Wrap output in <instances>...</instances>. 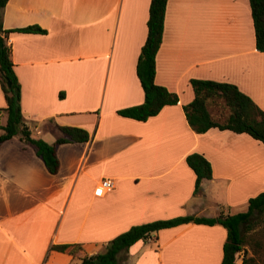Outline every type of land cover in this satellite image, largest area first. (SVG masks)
Segmentation results:
<instances>
[{
    "label": "crops",
    "instance_id": "obj_1",
    "mask_svg": "<svg viewBox=\"0 0 264 264\" xmlns=\"http://www.w3.org/2000/svg\"><path fill=\"white\" fill-rule=\"evenodd\" d=\"M149 4L7 0L2 29L25 125L48 143L63 136L61 126L85 129L89 138L56 145L55 174L19 136L1 144L0 264H77L132 225L242 212L264 190L262 142L215 127L196 133L183 110L193 78L232 83L264 110V51L255 46L249 0H167L154 81L178 101L139 121L117 111L144 100L136 63ZM29 25L45 31L16 30ZM4 107L0 87L6 122ZM192 152L212 169L197 194L185 161ZM103 178L113 188L97 195ZM225 239L219 224L163 228L132 244L123 263L220 264ZM55 244L80 247L72 255Z\"/></svg>",
    "mask_w": 264,
    "mask_h": 264
},
{
    "label": "trees",
    "instance_id": "obj_2",
    "mask_svg": "<svg viewBox=\"0 0 264 264\" xmlns=\"http://www.w3.org/2000/svg\"><path fill=\"white\" fill-rule=\"evenodd\" d=\"M7 0H0V87L4 94L7 118L4 125H0L1 144L19 136L25 144L31 145L47 170L55 174L59 168V161L55 148L57 144L65 142H84L89 138L85 129L79 127L61 126L63 136L48 143L41 138L31 135L25 125L20 106L21 87L13 69L10 58V45L7 44L2 29L1 14ZM251 16L255 32V46L257 50L264 51V0H249ZM167 0H150L147 36L141 46L137 63L136 74L141 84L144 100L140 104L118 110V114L145 121L156 115L163 106L176 104L178 97L164 86L155 83V57L162 42L164 18ZM22 32H44L37 25H29L16 29ZM11 85H6V80ZM194 93L193 99L183 106L186 120L196 133H204L210 128L231 130L236 133H246L259 140L264 145V110L260 108L247 94L229 82L209 79H190ZM222 104L227 108L224 116L215 118L209 110L210 105ZM188 166L195 174L193 193L201 191V181L212 176L210 162L198 152H192L185 158ZM185 223L204 225L219 224L226 230V239L223 243V255L220 264H264L263 244L264 237V190L248 199L247 209L237 213H220L217 216H178L169 219H157L149 222L135 224L109 240L102 251L81 257L77 264H124L127 259L128 248L141 239H146L152 233L163 228L173 227ZM80 247L78 244H55L51 249L67 251L74 255ZM122 254V258L119 255Z\"/></svg>",
    "mask_w": 264,
    "mask_h": 264
},
{
    "label": "rangeland",
    "instance_id": "obj_3",
    "mask_svg": "<svg viewBox=\"0 0 264 264\" xmlns=\"http://www.w3.org/2000/svg\"><path fill=\"white\" fill-rule=\"evenodd\" d=\"M209 110H210V112L212 113V115L215 118H219V116H224L226 114V112H227V108L224 107V106H222V104L210 105L209 106ZM4 122H5V117L4 118H1L0 124H2ZM0 133H1V129H0ZM263 225H264V223H263ZM141 240H144V239H141ZM261 243L263 244V248H264V237L261 239ZM262 256L264 257V251H263Z\"/></svg>",
    "mask_w": 264,
    "mask_h": 264
},
{
    "label": "built area",
    "instance_id": "obj_4",
    "mask_svg": "<svg viewBox=\"0 0 264 264\" xmlns=\"http://www.w3.org/2000/svg\"><path fill=\"white\" fill-rule=\"evenodd\" d=\"M113 188V183L109 178H103L96 186V194L104 195Z\"/></svg>",
    "mask_w": 264,
    "mask_h": 264
},
{
    "label": "water",
    "instance_id": "obj_5",
    "mask_svg": "<svg viewBox=\"0 0 264 264\" xmlns=\"http://www.w3.org/2000/svg\"><path fill=\"white\" fill-rule=\"evenodd\" d=\"M6 85L9 87L11 85V81L9 79L6 80Z\"/></svg>",
    "mask_w": 264,
    "mask_h": 264
}]
</instances>
